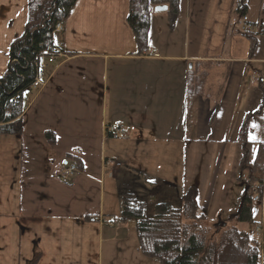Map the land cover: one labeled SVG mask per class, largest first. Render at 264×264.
<instances>
[{
  "label": "crops",
  "instance_id": "crops-1",
  "mask_svg": "<svg viewBox=\"0 0 264 264\" xmlns=\"http://www.w3.org/2000/svg\"><path fill=\"white\" fill-rule=\"evenodd\" d=\"M129 1L77 0L42 85L25 93L21 135L0 134V264H30L36 252L37 264H104L105 255L117 264L129 227L116 228L119 189L133 190L132 180L161 182L162 200L175 204L194 186L208 225L238 220L247 116L253 154L264 147V86L252 81L264 75V0H182L175 19L154 7L145 53ZM243 13L256 26L254 50ZM28 18L29 0H0V77ZM117 121L126 129L119 150L106 134ZM73 158L80 167L64 178ZM254 205L264 223V191ZM127 254L129 263L155 261L133 244Z\"/></svg>",
  "mask_w": 264,
  "mask_h": 264
},
{
  "label": "trees",
  "instance_id": "trees-1",
  "mask_svg": "<svg viewBox=\"0 0 264 264\" xmlns=\"http://www.w3.org/2000/svg\"><path fill=\"white\" fill-rule=\"evenodd\" d=\"M76 2L77 0H29V18L25 31L11 44L7 70L0 77V134L21 135L22 117L26 108L25 93L32 88L37 63L44 57L57 54L54 39L56 27L67 20ZM129 2L127 22L133 31L138 53L149 49L152 8L166 5L169 17L175 19L182 7V0ZM262 12L264 14V3ZM262 27L264 28V24ZM246 36L251 41V50H254L257 45L256 36ZM46 136L49 138L51 133ZM239 142L242 145L239 170L245 173L247 185L240 198L238 220L255 227L260 222L254 220L255 202L251 191L258 183V195L262 198L264 147L263 143L258 144L257 152L253 154L255 142L249 138V116L241 127ZM74 161L78 164L77 160ZM162 191H159V197L154 193L153 198L146 202L139 199L128 184L121 185L119 189V220L135 221L138 249L145 258L161 264H264V239L260 242L252 232L230 225L215 237H210L211 226L198 205L196 187L188 188L181 201L176 204L162 200ZM149 202H155L152 216L146 214L147 205L151 204ZM39 258L40 253L36 252L30 264H37Z\"/></svg>",
  "mask_w": 264,
  "mask_h": 264
},
{
  "label": "rangeland",
  "instance_id": "rangeland-1",
  "mask_svg": "<svg viewBox=\"0 0 264 264\" xmlns=\"http://www.w3.org/2000/svg\"><path fill=\"white\" fill-rule=\"evenodd\" d=\"M112 140L113 141H111V144L115 150H119V148H121L122 144L124 142H126L124 140V138L123 139H112ZM240 175H241L242 179L246 178L245 173H240ZM131 183H134L133 184V192L136 194L137 197H139V199H148L146 201H150L148 197L149 196L153 197V195H151V194H154V193L157 197H159L158 194H159V191H161V189H160V187H161L160 184H162L161 182H157L158 186L153 187L152 189H151V187L146 188L145 184L141 185L140 182H136L135 180H132ZM149 203H151V202H149ZM154 203L155 202L147 205V210H146L147 216L153 215ZM254 213H255L254 214V220H258L260 218V209L257 205H254ZM119 222L121 223V221L117 220L118 224L116 225V228H119V226H120ZM128 223H129V227H128L127 231H121L120 232V237L124 238L125 240L120 241V243L118 245L119 248H121L123 250V252H118L115 255V259H117V262H118L117 264H133L131 262L129 263V260L127 259V257L129 255L127 254V252L129 250V248L132 246V244L138 246V238H137V234H136L135 221L129 220ZM228 223L230 225L237 226L240 229L246 230L248 232H252V229H253L252 225L242 224L239 222V220H236L235 222L230 221ZM221 230L222 229H220V227L218 229L211 227L210 237L211 238L215 237V235H217ZM260 242H262V241H260ZM109 262L111 263V259H108L107 255H105L104 256V264H109ZM151 263L152 264H161L160 262H158L156 260L152 261Z\"/></svg>",
  "mask_w": 264,
  "mask_h": 264
},
{
  "label": "built area",
  "instance_id": "built-area-1",
  "mask_svg": "<svg viewBox=\"0 0 264 264\" xmlns=\"http://www.w3.org/2000/svg\"><path fill=\"white\" fill-rule=\"evenodd\" d=\"M61 29L62 26L60 24L57 25L56 31H60ZM240 30L244 34H252L255 31L253 24L249 21V19L246 16H244L242 19ZM154 54L156 55V50H153V55ZM52 62H54V57H49V58L44 57L38 61L37 63L38 69H37L36 77L32 84L33 87H39L42 85L43 79L45 77V69L48 66V63H52ZM253 81L256 83L264 84V76L254 73ZM106 134L115 139H122L126 136V131L120 122H115L106 127ZM111 164H114V162H111ZM115 165L120 166L119 163H115ZM77 169H78L77 165L75 163H72L71 165H69L64 169L63 177L68 178L70 176H73L77 172ZM256 193H257V185H255L253 189V194L256 195ZM255 200H258L257 195L255 196ZM263 232H264L263 226L258 227L257 230L255 231L258 237H260Z\"/></svg>",
  "mask_w": 264,
  "mask_h": 264
},
{
  "label": "water",
  "instance_id": "water-1",
  "mask_svg": "<svg viewBox=\"0 0 264 264\" xmlns=\"http://www.w3.org/2000/svg\"><path fill=\"white\" fill-rule=\"evenodd\" d=\"M157 9H161V10H162L163 8H162V7H161V8L159 7V8H157ZM189 67H191V66H189Z\"/></svg>",
  "mask_w": 264,
  "mask_h": 264
}]
</instances>
